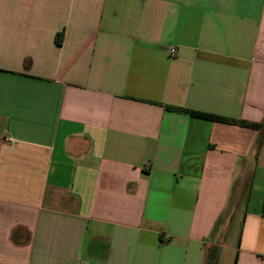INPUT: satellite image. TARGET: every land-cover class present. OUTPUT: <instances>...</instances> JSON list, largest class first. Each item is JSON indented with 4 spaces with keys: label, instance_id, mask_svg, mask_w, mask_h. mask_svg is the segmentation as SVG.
I'll use <instances>...</instances> for the list:
<instances>
[{
    "label": "crops",
    "instance_id": "1",
    "mask_svg": "<svg viewBox=\"0 0 264 264\" xmlns=\"http://www.w3.org/2000/svg\"><path fill=\"white\" fill-rule=\"evenodd\" d=\"M263 211L264 0H0V264H264Z\"/></svg>",
    "mask_w": 264,
    "mask_h": 264
},
{
    "label": "trees",
    "instance_id": "2",
    "mask_svg": "<svg viewBox=\"0 0 264 264\" xmlns=\"http://www.w3.org/2000/svg\"><path fill=\"white\" fill-rule=\"evenodd\" d=\"M59 36L60 35H58V37ZM166 107L169 110H173V111H177V112H181V113H187V114H191V115H196V116H200V117H205V118H209L211 120H219V121H223V122H227V123L238 124L241 126H247V127H253V128H258V127L263 126V124H261V123H251V122H247V121H243V120L231 119L228 117H222V116L211 115V114H206V113H202V112H196V111H193L191 109H188L185 107H180V106L167 105ZM263 213H264V211H263Z\"/></svg>",
    "mask_w": 264,
    "mask_h": 264
},
{
    "label": "built area",
    "instance_id": "3",
    "mask_svg": "<svg viewBox=\"0 0 264 264\" xmlns=\"http://www.w3.org/2000/svg\"><path fill=\"white\" fill-rule=\"evenodd\" d=\"M176 52H177V51H176V49H175V48H171V49H170V54H171V55H175V54H176Z\"/></svg>",
    "mask_w": 264,
    "mask_h": 264
}]
</instances>
